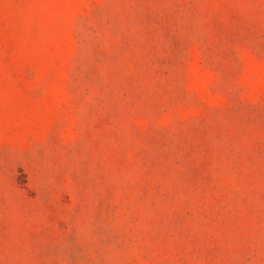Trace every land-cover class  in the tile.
I'll use <instances>...</instances> for the list:
<instances>
[{
  "label": "rangeland",
  "instance_id": "374dc122",
  "mask_svg": "<svg viewBox=\"0 0 264 264\" xmlns=\"http://www.w3.org/2000/svg\"><path fill=\"white\" fill-rule=\"evenodd\" d=\"M0 264H264V0H0Z\"/></svg>",
  "mask_w": 264,
  "mask_h": 264
}]
</instances>
